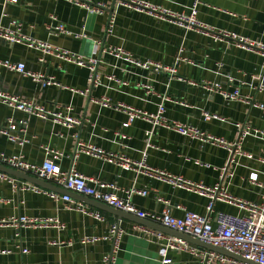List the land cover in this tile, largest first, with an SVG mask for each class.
<instances>
[{"label": "crops", "instance_id": "obj_1", "mask_svg": "<svg viewBox=\"0 0 264 264\" xmlns=\"http://www.w3.org/2000/svg\"><path fill=\"white\" fill-rule=\"evenodd\" d=\"M139 1L178 15L190 16L196 12L197 20L216 33L235 34L238 38L264 44V0ZM87 2L91 7L101 4L106 10L92 13L68 0H0V24L3 27L13 28L14 24H21L24 35L68 50L86 61L96 60L99 80L97 88L90 93H73L72 90H87L90 74L87 68L53 56L43 57L26 45L0 40V60L23 63L26 70L44 74L58 84L43 86L32 78L0 67V90L51 110L58 105L71 106L72 116L82 123L69 130L27 117L0 103V125H6L10 117L28 119L30 140L21 149L0 136V152L22 154L29 163L41 165L45 159L44 148L50 147L64 154L59 162L63 171H76L87 178L113 183L124 191L146 190L150 192L146 197L132 196L131 202L136 208L159 214L170 209L176 218H183L185 212L206 215L208 200L118 165L75 155L78 144H92L134 161L145 160L151 168L207 186L220 184L237 198L261 201L263 191L258 184H264V165L259 159H264V138L249 135L243 140L242 150L252 155V159L234 156L230 151L163 128L156 129L149 138L147 132L152 130L151 125L135 121L125 128L127 116L93 102L94 99L107 98L112 103L126 104L150 113H156L160 106H164L168 120L236 142L239 125L264 131V111L255 105L228 101L220 94L209 93L201 84L220 83L230 92L239 89L242 96H249L256 104L264 105V59L261 55L247 51L237 41H216L212 34L184 30L147 12L128 9L121 0ZM111 18L114 27L110 33ZM51 24L64 26L72 35L55 30L50 32L48 26ZM109 47L122 48L139 62L175 65L177 75L171 77L167 73L136 68L110 55ZM180 56L190 62L176 64ZM111 76L119 82L111 81ZM206 112L216 114L221 120L205 121ZM55 192L60 196L70 195L61 188ZM119 196L127 197L123 192H119ZM72 199L84 201L76 195H72ZM0 200L8 201L0 204V221L26 216L42 221L58 220L64 226L63 229L52 226L22 229L20 241L28 249V253L23 254L15 248V228L0 224V264H102L103 257L113 248V244L103 238L109 235L115 223H119L123 232L118 264H161L159 250L163 242L155 234L145 232L147 227L132 220H120L111 212L85 204L104 217V221H98L81 212L68 210L62 199L56 201L30 191L16 193L3 180H0ZM215 212L244 215L243 211L219 202L215 204ZM86 237L100 240L84 245L82 240ZM190 244L198 251L207 250ZM169 258L171 264H200L203 255L170 252Z\"/></svg>", "mask_w": 264, "mask_h": 264}, {"label": "built area", "instance_id": "obj_2", "mask_svg": "<svg viewBox=\"0 0 264 264\" xmlns=\"http://www.w3.org/2000/svg\"><path fill=\"white\" fill-rule=\"evenodd\" d=\"M68 1L73 2L77 6L88 9L92 13H102L106 10L101 4L99 6H94L95 8L91 7V3L87 2V0ZM121 1L123 6L128 9L147 12L160 21H168L184 30H196L200 33L208 35L212 34L216 41L224 39L237 41L242 48L247 51H255L264 59V44L260 42H253L249 39L238 38L235 34L216 33L197 20L196 12L190 16L178 15L162 8L150 6L149 4L139 0ZM52 20L56 21V18L52 16ZM113 27L114 20L111 18L108 32L111 33ZM48 29L50 32L55 30V32L60 34L72 35L62 25L53 26L51 24L48 26ZM0 40L9 44L26 45L27 47L40 52L43 57L53 56L69 64L87 68L90 71L87 90L83 92L72 90L73 93L86 95L98 86L99 80L96 75V60L91 59L86 61L82 59L81 56L68 50L52 46L48 42L24 35L21 24H14L13 28H6L0 24ZM108 53L136 68L153 70L157 73H167L171 77H175L177 75V68L175 65L165 66L162 63L153 61L145 63L139 62L135 60L131 54L119 47H109ZM41 61H43V59H41ZM181 61L190 62L180 56L176 60V64ZM0 67L6 69L7 71L17 72L25 77L32 78L34 82L42 84L43 86L58 85L54 82L53 78H49L41 73L37 74L26 70V66L23 63L16 64L7 60H0ZM109 79L111 81L119 82L114 76L109 77ZM178 80L186 82L183 78H179ZM188 83L193 86L199 85L195 82ZM201 86L207 92L220 94L228 101L245 102L250 105H255L257 108L264 111V105L256 104L253 101V98L249 96H242L239 89H235L233 92H230L227 89H224L220 83L214 82H205L201 84ZM149 90L151 89L149 88ZM93 102L103 108L113 109L127 116V121L123 125L125 128L131 126L135 121H143L151 125L152 130L147 132V136L149 138H151L156 129L163 128L175 132L182 137L197 140L202 144H208L230 151L234 156L236 155L252 159V155L247 154L242 150L243 140L249 135L264 138V131L254 129L249 126L239 125L238 140L236 142H228L223 138L203 132L193 126L168 120V118L165 117L166 109L164 106H160L158 112L150 113L126 104L112 103L107 98L94 99ZM0 103L14 111L24 113L27 117H35L46 122H51L55 125L63 126L69 130L75 129L82 124L81 120L72 116L73 109L71 106L58 105L56 109L51 110L37 104L34 101L23 100L17 95L2 90H0ZM204 119L207 122L214 119L221 120L219 116L209 112L204 114ZM28 124V119L15 120L10 117L7 119L6 125H0V136L5 137L9 142L23 149L30 143L28 138ZM44 151L45 159L41 165L29 163L22 154L8 155L2 152H0V165L15 171L26 173L40 181H45L53 186L67 190L71 194L90 198L94 201L106 204L113 209L129 213L139 219L150 221L169 230L189 236L195 240L201 241L205 245L223 249L245 260V262H243L214 251H198L189 242L182 238L172 237L148 228L144 229L148 234H155L156 237L163 242L159 250L161 264L172 263V260L169 258L170 252H189L196 255H203V259L200 264H264V184H258L263 191L261 201L251 202L229 194L220 184L207 186L201 182L187 180L183 176H176L163 170L151 168L146 164L145 160L134 161L124 155L106 151L103 148L92 144H78L75 150V155H85L109 164L118 165L125 170L135 172L137 175L146 176L163 182L172 188L183 190L208 200L206 215L201 216L192 212H185V216L183 218H176L171 215L170 209H166L159 214L140 210L132 204L131 198L134 194L146 197L150 192L137 189L124 191L113 183L87 178L76 171H63L59 162L64 157V154L50 147H45ZM231 162H233V158L231 159ZM259 162L264 165L263 158L259 159ZM0 180L9 183L16 193L30 191L35 194L48 196L56 201L62 199L67 204L68 210L81 212L82 214L90 216L98 221H104V217L99 212L91 211L90 207L86 206L81 201L72 199L70 195L60 196L54 191L16 179L2 172H0ZM119 192L126 193L127 197L121 198L119 196ZM217 202L233 206L243 211L244 215L234 216L222 212H215V204ZM5 203H8V201L0 200V204ZM0 224H8L15 228L17 232L15 248L21 250L23 254H27L28 249L24 248L20 241V232L22 229L50 226L59 229L64 228L58 220L42 221L26 216H21L7 221H0ZM122 237L123 232L119 227V223L113 224L110 228L109 235L103 238L113 244L112 252L103 257L102 264H118V253L120 251ZM98 240L100 239L95 237H86L82 240V243L85 245L95 243Z\"/></svg>", "mask_w": 264, "mask_h": 264}, {"label": "water", "instance_id": "obj_3", "mask_svg": "<svg viewBox=\"0 0 264 264\" xmlns=\"http://www.w3.org/2000/svg\"><path fill=\"white\" fill-rule=\"evenodd\" d=\"M109 13L112 14V10H109ZM0 172L8 174V175H10V176H12V177H14L16 179H20L22 181H26V182L32 183L34 185H37V186H39L41 188H44V189H47V190H51V191L55 192L58 189V187L53 186V185L49 184L48 182L40 181V180L36 179L35 177H32V176H30V175H28L26 173L15 171V170L9 169V168H7L5 166H2V165H0ZM65 191H66L67 194H70L71 197H72V195H75V194H71L67 190H65ZM76 196H78V195H76ZM82 198L84 199V201H83L84 204L89 205V206H93V207L98 208L100 210H105V211L111 212L112 214L117 216L120 220L121 219L132 220V221H134V222H136V223H138V224H140L142 226L150 228L151 230H154V231H157V232H161V233H164V234L172 236V237L182 238V239L186 240L189 243L195 244L196 246L202 247V248L207 249L209 251H214V252L226 255L228 257L235 258L237 260L245 262V260H243L242 258L237 257V256H235V255H233V254H231V253H229V252H227V251H225L223 249H218V248H214V247L205 245L199 240H195V239H193V238H191L189 236H185V235H182V234H180L178 232L169 230L167 228H164L163 226H160L158 224L152 223L150 221L139 219L136 216H133V215H131L129 213L113 209V208H111L110 206H108L106 204L94 201V200H92L90 198H87V197H82Z\"/></svg>", "mask_w": 264, "mask_h": 264}]
</instances>
